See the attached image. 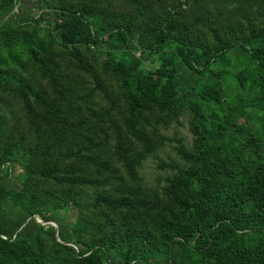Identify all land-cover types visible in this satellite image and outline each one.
<instances>
[{"label": "trees", "instance_id": "16d2710c", "mask_svg": "<svg viewBox=\"0 0 264 264\" xmlns=\"http://www.w3.org/2000/svg\"><path fill=\"white\" fill-rule=\"evenodd\" d=\"M0 264H264V0H0Z\"/></svg>", "mask_w": 264, "mask_h": 264}, {"label": "rangeland", "instance_id": "374dc122", "mask_svg": "<svg viewBox=\"0 0 264 264\" xmlns=\"http://www.w3.org/2000/svg\"><path fill=\"white\" fill-rule=\"evenodd\" d=\"M176 129L179 133L183 134L186 138H188V134L186 133L184 121H183V125L176 127ZM168 132H170V131H168ZM166 153H168L169 155H172V152L169 151L167 146L163 147L161 150H158V152H156V155L164 158ZM156 160L157 159H155L153 157L146 158L142 162V165L139 169V173L143 176L144 180L148 183H150L152 181V177L154 175H160V173H162L160 169L157 170L154 167Z\"/></svg>", "mask_w": 264, "mask_h": 264}, {"label": "water", "instance_id": "95a60500", "mask_svg": "<svg viewBox=\"0 0 264 264\" xmlns=\"http://www.w3.org/2000/svg\"><path fill=\"white\" fill-rule=\"evenodd\" d=\"M36 220H39V219H36ZM48 222H50L52 225L55 226V223L53 221H48Z\"/></svg>", "mask_w": 264, "mask_h": 264}]
</instances>
